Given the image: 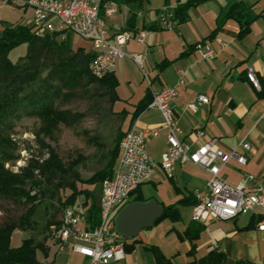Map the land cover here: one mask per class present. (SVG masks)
Masks as SVG:
<instances>
[{"label":"crops","instance_id":"0c3cea01","mask_svg":"<svg viewBox=\"0 0 264 264\" xmlns=\"http://www.w3.org/2000/svg\"><path fill=\"white\" fill-rule=\"evenodd\" d=\"M174 2L169 4L171 9L179 0ZM237 3L244 8L241 15L253 18L243 34L241 23L229 16L230 9ZM161 10L135 19V33L145 31L146 40L140 43L132 38L126 50L144 54L143 66L130 57H124L112 70L119 80V99L115 106L125 114L120 129L124 133L134 126L159 129L158 136L147 145V151L157 165L138 193L146 200L154 198L163 207L187 199L186 203L178 206L181 215L184 210H189V219L180 224V228L176 223H181L183 215L180 221L170 220L179 235L196 222L192 219L194 193L197 189L206 188L210 174L200 165L179 162L173 176H169L160 163L168 146L167 131L161 127L162 114L149 105L136 113L137 106L147 94L153 95L164 87L178 85L182 72L184 84L178 85L179 95L173 103L174 115L182 130L178 135L181 141L197 148L208 140L216 139L217 146L223 151L233 153L238 150L246 154L248 161L245 165L232 159L222 168L221 175L232 184L245 180L250 185L264 183V0H206L189 8V18L185 22H175L170 28L147 27L146 23H154ZM204 40L216 49L214 59L201 58L195 47L197 42ZM250 66L259 77L260 88L247 79ZM124 75L129 85H134L138 79L132 89L138 88L139 93L133 92L127 97L121 94ZM199 95L208 96L210 102L201 103ZM192 102L197 103L196 111L189 108ZM199 130L202 135L197 134ZM245 142L250 144L249 150L241 147ZM253 217L257 218L253 215L246 226L241 225L243 216L210 224L197 222L204 225V229L195 241V253L189 260L219 247L226 255V264L240 261L264 264V231L250 225ZM80 226L84 228L86 224ZM184 242L189 251L191 243L187 239Z\"/></svg>","mask_w":264,"mask_h":264},{"label":"trees","instance_id":"16d2710c","mask_svg":"<svg viewBox=\"0 0 264 264\" xmlns=\"http://www.w3.org/2000/svg\"><path fill=\"white\" fill-rule=\"evenodd\" d=\"M130 1L139 2L141 5L144 0ZM204 1L206 0L179 2L173 9V19L177 22L187 21L189 8ZM168 2L169 0H166V5L169 4ZM243 10L244 8L237 3L229 11V16L235 17L241 23L243 27L241 34L247 31V27L253 21L252 17L245 18L241 15ZM135 19L136 15L131 16L124 29L135 32ZM150 27L162 28L157 23ZM0 33V195L25 207V212L17 219L0 226V264H48L38 259L39 246L30 238L24 239L21 246H13V232L16 229L27 230L34 227L32 216L36 205L42 200L54 202L57 199L63 208L74 205L78 197L86 193L78 187V184L102 182L110 177L120 150L119 144H116L107 165L96 171L89 179L83 180L76 170L78 160H65L46 139L55 137L60 124L72 126L77 117L81 116L80 113L70 109L69 104L84 100L89 94L90 85H98V88L109 96L111 104H114L119 99L117 94L119 80L113 70L101 78L93 75L90 64L94 59V51H88L83 47L73 49L68 46L66 39L58 41L59 34L39 38L34 35L30 26L7 24L3 20ZM22 43L27 44V53L20 58V61L13 62L10 52ZM46 68L49 70L40 94L37 92L23 94L26 87L37 79L41 70ZM152 98L153 95L147 94L138 104L136 113L147 107ZM26 101L30 102L31 107L26 109L25 115L39 118L41 126L33 140L27 139L23 142L24 149L28 152V155L23 157L24 163L14 164L16 168H12L7 165L8 162L15 163L21 156L15 152L16 141L5 136V130L1 127L4 122L7 123L8 118L19 116L18 111L26 107L24 105ZM68 189L71 193L63 198L62 192ZM139 189L140 187L129 201L146 200L138 193ZM186 202L187 199H183L178 204L164 206L163 216L153 225L164 218L173 222L180 221L182 215L178 205ZM85 207V211L77 208L75 210L83 214L85 222L91 228L98 225L99 204L92 198L91 204L86 202ZM255 223L256 219L253 217L250 225L255 226ZM203 229L204 225L194 222L179 234L181 239H187L191 243L189 255H194L195 241ZM125 242L126 250L131 251L138 239L136 237L131 242L127 240ZM150 249L155 256L154 264H175L159 246L151 245ZM181 264H226V255L219 247H213L206 255ZM237 264L254 263L240 261Z\"/></svg>","mask_w":264,"mask_h":264},{"label":"built area","instance_id":"2783aa9c","mask_svg":"<svg viewBox=\"0 0 264 264\" xmlns=\"http://www.w3.org/2000/svg\"><path fill=\"white\" fill-rule=\"evenodd\" d=\"M28 6L32 9L30 22L32 32L39 38L53 34L74 33L93 45L94 59L90 64L93 75L103 77L112 70L116 62L124 57H130L143 66L144 54L129 53L127 45L132 38L145 43V31L137 33L131 30L113 31L107 19L116 11V4L111 0H0V9L7 6L14 9L17 6ZM174 14L157 15L156 21L170 28L175 24ZM2 19L0 18V26ZM1 37V33H0ZM201 58L211 60L216 57V49L209 41H199L195 44ZM247 79L260 88L259 77L253 67L247 69ZM184 79L180 72L178 85H183ZM178 85L162 88L153 94L150 107L158 109L163 117L162 128L167 131V149L162 154L161 166L169 176H173L176 165L192 162L208 170L210 178L206 188L195 190L196 202L193 206L192 219L202 224H210L219 220L238 219L248 211L257 216L255 227L264 231V183H248L245 180L239 184L228 182L222 175V168L232 159L245 165L246 154L238 150L227 153L211 139L197 148L181 141L182 132L174 115L173 103L179 95ZM201 103H209L210 98L199 95ZM196 111V102L189 104ZM159 129L134 126L127 131L120 142V158L112 176L101 183L100 222L90 227L81 212L67 208L63 214L61 237L67 241L71 237L76 241L72 250L91 260V264H112L122 262L126 258V242L115 229V216L122 202H128L137 188L146 183L157 165L148 153V143L158 136ZM197 134L202 135L201 130ZM244 150L250 149V144H241ZM86 226L81 228L80 225Z\"/></svg>","mask_w":264,"mask_h":264},{"label":"rangeland","instance_id":"374dc122","mask_svg":"<svg viewBox=\"0 0 264 264\" xmlns=\"http://www.w3.org/2000/svg\"><path fill=\"white\" fill-rule=\"evenodd\" d=\"M113 2L116 4L117 11L107 19V23L113 31L129 30L124 28L127 26L129 18L133 15H136V17H139V15H153L157 9H162L158 14L169 16L174 12L171 9L172 6L169 4L175 3L174 0H170L168 5H166V0H144L141 6L139 2L130 0H115ZM179 2L182 3L183 1L179 0ZM31 16L32 9L28 6L20 5L14 9L3 6L0 9V18L7 24L25 25L30 22ZM156 20L154 23L159 24ZM154 23L149 22L146 24L149 27ZM162 27L165 28L164 26ZM63 39H66L68 46L73 49L83 47L88 51H93L92 43L77 34L69 32L58 37V41ZM27 50L28 46L25 43L16 46L10 52L11 60L13 62L20 61V58L26 55ZM48 70L47 68L42 69L37 79L26 87L23 94L32 92L40 94ZM135 83H138L137 78L134 85H129L127 76H122L121 94L127 97L133 92H136V94L139 93L138 88L135 90L132 89ZM24 105L26 107L18 111L19 116L14 115L8 118L7 123L5 124L4 122L1 127L5 130V136L16 141L17 146L15 152L21 156L19 161L15 163L12 161L8 162L7 165L12 168H16L14 164L24 163V158L28 155V152L24 149L23 142L27 139L33 140L41 126V120L39 118L25 115L26 109L31 107L30 102L26 101ZM69 106L70 109L80 113L81 116L77 117V120L72 126H67L63 123L60 124L58 131L55 133V137L47 138L46 140L65 160H78L76 170L83 180H87L96 171L107 165L111 159V152L116 144H119L120 150V142L124 135L120 127L125 114L119 107L115 106V103L111 104L109 96L105 95L98 88V85L95 84L89 86V94L84 100L75 101L69 104ZM120 154L121 150L119 151V158ZM116 165L117 163H115L114 168ZM101 183H79L78 187L85 190L86 193L79 196L74 205L67 207L85 211L86 202L91 204L92 198L95 199L100 207ZM149 190L150 188H148ZM70 193L71 191L69 189L62 192L63 198ZM65 208L60 206L57 199L54 202L46 199L42 200L36 205L35 212L32 216L34 227L27 230L16 229L12 234V245L15 247L21 246L24 239L30 238L35 245L39 246L37 256L41 262L48 264H91L90 258L72 250V246L76 242L74 238L71 237L67 241L62 240L61 230L63 227L62 220ZM24 212L25 207L22 204L0 195V226L8 221L17 219ZM182 215L181 223H176L178 228H180V224L189 219V210H184ZM173 225L170 219L164 218L152 225V227L143 230L138 236L141 241L135 243L131 251L126 250V258L122 262L112 264H154L155 256L150 249L151 245L159 246L168 257L172 258L175 264L189 261L190 255L187 252L188 245L179 237ZM124 239L128 242L132 240L131 238Z\"/></svg>","mask_w":264,"mask_h":264},{"label":"water","instance_id":"95a60500","mask_svg":"<svg viewBox=\"0 0 264 264\" xmlns=\"http://www.w3.org/2000/svg\"><path fill=\"white\" fill-rule=\"evenodd\" d=\"M164 207L154 198L148 200H133L126 203L115 216V229L124 238H136L139 234L160 219ZM253 212L248 211L242 218L241 225L246 226Z\"/></svg>","mask_w":264,"mask_h":264},{"label":"bare ground","instance_id":"6f19581e","mask_svg":"<svg viewBox=\"0 0 264 264\" xmlns=\"http://www.w3.org/2000/svg\"><path fill=\"white\" fill-rule=\"evenodd\" d=\"M126 203H127V202H122V203L119 205L118 209L121 208L122 206H124Z\"/></svg>","mask_w":264,"mask_h":264}]
</instances>
